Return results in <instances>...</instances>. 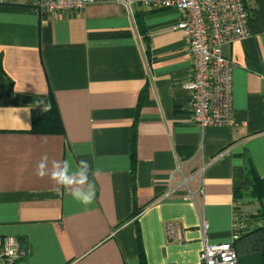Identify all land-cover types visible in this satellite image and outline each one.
<instances>
[{
	"label": "crops",
	"instance_id": "0c3cea01",
	"mask_svg": "<svg viewBox=\"0 0 264 264\" xmlns=\"http://www.w3.org/2000/svg\"><path fill=\"white\" fill-rule=\"evenodd\" d=\"M246 4L249 34L222 46L234 124L199 127L183 86L187 41L171 28L179 10L134 0L131 16L118 0H94L42 15L0 0V237L18 238L12 264H140L139 250L145 264H197L203 236L230 241L238 215L264 225L246 174L250 166L264 179V0ZM44 155L86 160L98 172L93 203L38 177ZM173 219L179 242L165 235ZM243 241L232 243L238 258Z\"/></svg>",
	"mask_w": 264,
	"mask_h": 264
},
{
	"label": "built area",
	"instance_id": "2783aa9c",
	"mask_svg": "<svg viewBox=\"0 0 264 264\" xmlns=\"http://www.w3.org/2000/svg\"><path fill=\"white\" fill-rule=\"evenodd\" d=\"M94 0H10L11 3L29 6L42 15L77 11ZM132 16L134 0H118ZM147 9L175 8L180 18L172 25L184 34L191 63V77L185 81L190 120L199 127L231 126L234 124L232 107L233 62L222 53V46L249 34L250 13L246 0H138ZM181 166L177 164L176 171ZM197 174V173H195ZM183 177L181 184L193 178ZM173 189H169V195ZM201 192V187L198 188ZM188 197L193 193L188 189ZM199 227L204 234L208 223L200 218ZM243 224L235 218L231 240L209 242L203 236L197 264H238L237 253L232 245ZM167 240L179 242L183 238L180 221L173 219L165 223ZM11 253V254H9ZM16 236L0 237V259L12 264L20 256Z\"/></svg>",
	"mask_w": 264,
	"mask_h": 264
},
{
	"label": "clouds",
	"instance_id": "9594fccd",
	"mask_svg": "<svg viewBox=\"0 0 264 264\" xmlns=\"http://www.w3.org/2000/svg\"><path fill=\"white\" fill-rule=\"evenodd\" d=\"M46 112L51 105H45L44 101H38ZM35 174L38 177H48L55 185L66 188L70 191L72 198L87 206L93 203L96 196V185L90 180V174L95 176L86 160H80L75 166L70 159L52 160L49 163L47 155L41 157L36 166ZM11 254V253H9Z\"/></svg>",
	"mask_w": 264,
	"mask_h": 264
},
{
	"label": "trees",
	"instance_id": "16d2710c",
	"mask_svg": "<svg viewBox=\"0 0 264 264\" xmlns=\"http://www.w3.org/2000/svg\"><path fill=\"white\" fill-rule=\"evenodd\" d=\"M133 16L138 32L141 34L142 38L146 40L145 29L141 17L138 13H133ZM246 174L251 176L254 182L252 187L247 191V195L259 200L264 199V179L257 176L250 166H247ZM131 178L133 179V169L131 171ZM242 190V188H235V195L242 196ZM236 218L240 223L244 222L245 224H249L253 216L243 218L238 215ZM244 223H242L243 227L238 230V237L234 240L244 239L242 242L243 247H241L243 256L239 257L237 262L238 264H264V225H254L250 227L249 225L245 226ZM139 260L140 264H145L141 250H139Z\"/></svg>",
	"mask_w": 264,
	"mask_h": 264
}]
</instances>
